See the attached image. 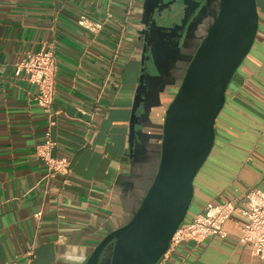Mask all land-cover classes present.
I'll use <instances>...</instances> for the list:
<instances>
[{
  "label": "crops",
  "instance_id": "crops-1",
  "mask_svg": "<svg viewBox=\"0 0 264 264\" xmlns=\"http://www.w3.org/2000/svg\"><path fill=\"white\" fill-rule=\"evenodd\" d=\"M257 2L258 35L228 87L186 222L210 202L240 199L250 188L264 191V0ZM156 3L0 0V264H85L101 241L127 222L157 162L155 153L153 163L134 162L130 149L147 16ZM199 11L185 18L183 41L147 43V77L155 81L151 85L159 89V99H148L147 106L158 105L137 127L144 134H162L160 125L211 19H197ZM82 15L101 24V30L82 26ZM43 50L53 51L57 61L54 126L36 101L37 85L26 71L17 72L28 53ZM48 132L58 143L54 155L70 158L69 175L50 176L37 155ZM159 143L149 139L153 151ZM137 165L144 170L132 194ZM242 221L235 213L224 224L225 235L184 241L161 264H264L239 243Z\"/></svg>",
  "mask_w": 264,
  "mask_h": 264
},
{
  "label": "water",
  "instance_id": "water-1",
  "mask_svg": "<svg viewBox=\"0 0 264 264\" xmlns=\"http://www.w3.org/2000/svg\"><path fill=\"white\" fill-rule=\"evenodd\" d=\"M183 5L175 16L188 17L190 3L183 0ZM198 15L201 21L211 19L160 125L162 134L157 136L137 129L158 105L155 101L147 106L148 99H159V89L146 80L145 48L133 104L130 149L134 162L144 158L153 163L155 153L154 173L144 179L146 187L131 207L127 222L108 234L85 264H158L188 216L195 178L213 150L228 87L255 43L260 20L257 0H208ZM169 17L174 19L173 14ZM151 137L161 139L157 151L149 144ZM135 168L132 194L144 170L140 165Z\"/></svg>",
  "mask_w": 264,
  "mask_h": 264
},
{
  "label": "built area",
  "instance_id": "built-area-1",
  "mask_svg": "<svg viewBox=\"0 0 264 264\" xmlns=\"http://www.w3.org/2000/svg\"><path fill=\"white\" fill-rule=\"evenodd\" d=\"M81 24L92 32H99L102 28L101 24L90 20L86 15H82ZM21 71H26L30 81L37 85L36 101L49 115L50 126L56 125L54 115L58 111L54 110L57 83L55 53L45 50L28 53L26 58L17 64V72ZM57 146V141L53 139L51 132H48L45 142L37 148L38 157L47 164L52 177L71 173L70 158L54 155ZM237 212L243 217L239 224V243L251 247L257 256L264 259V191L255 188L248 189L243 197L237 200L208 203L203 213L196 215L190 222L185 220L175 233L168 251L184 241L202 242L214 236L225 235L224 224ZM40 215L41 213L37 214ZM161 261L158 264H161Z\"/></svg>",
  "mask_w": 264,
  "mask_h": 264
},
{
  "label": "flooded vegetation",
  "instance_id": "flooded-vegetation-1",
  "mask_svg": "<svg viewBox=\"0 0 264 264\" xmlns=\"http://www.w3.org/2000/svg\"><path fill=\"white\" fill-rule=\"evenodd\" d=\"M189 3L191 7L188 10L187 20L191 15V18L195 16L200 7L203 5L204 0H192ZM181 7V0H157V3L154 5L147 16L150 27L147 33L148 36L146 39V43L154 40L155 38H159V40H164L165 42L177 43L182 38V35L186 34L188 28L187 20H185L182 14L179 16H175V14L181 10ZM183 8L185 7L183 6ZM170 14L174 15V19L171 20V18L169 17ZM155 20H162V22H159L160 25H157ZM183 20L185 23L182 22ZM168 22L173 23V28H170V24H166ZM162 25L163 27L161 28ZM181 40L183 41V39ZM145 48L148 49V44H145ZM151 73L156 74L157 71L154 70L151 71ZM146 80L149 81L150 84L154 85L155 81H150V79H148L147 77V70Z\"/></svg>",
  "mask_w": 264,
  "mask_h": 264
}]
</instances>
